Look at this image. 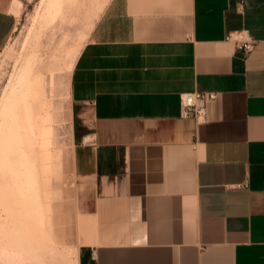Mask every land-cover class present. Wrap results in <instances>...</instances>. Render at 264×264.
I'll use <instances>...</instances> for the list:
<instances>
[{
  "label": "crops",
  "instance_id": "crops-1",
  "mask_svg": "<svg viewBox=\"0 0 264 264\" xmlns=\"http://www.w3.org/2000/svg\"><path fill=\"white\" fill-rule=\"evenodd\" d=\"M196 91L215 95L203 122L182 114ZM70 98L77 264H264V0H105Z\"/></svg>",
  "mask_w": 264,
  "mask_h": 264
},
{
  "label": "rangeland",
  "instance_id": "rangeland-1",
  "mask_svg": "<svg viewBox=\"0 0 264 264\" xmlns=\"http://www.w3.org/2000/svg\"><path fill=\"white\" fill-rule=\"evenodd\" d=\"M104 2H13L16 29L0 49V264H77L70 75Z\"/></svg>",
  "mask_w": 264,
  "mask_h": 264
},
{
  "label": "built area",
  "instance_id": "built-area-1",
  "mask_svg": "<svg viewBox=\"0 0 264 264\" xmlns=\"http://www.w3.org/2000/svg\"><path fill=\"white\" fill-rule=\"evenodd\" d=\"M226 40L232 41L236 49L245 54L253 51L256 45V39L251 33L246 30L229 33ZM215 98L213 93H203L196 91L193 93H186L182 95V114L184 117H194L198 121L203 122L207 120V106L206 103Z\"/></svg>",
  "mask_w": 264,
  "mask_h": 264
},
{
  "label": "bare ground",
  "instance_id": "bare-ground-1",
  "mask_svg": "<svg viewBox=\"0 0 264 264\" xmlns=\"http://www.w3.org/2000/svg\"><path fill=\"white\" fill-rule=\"evenodd\" d=\"M17 78V77H16ZM15 86V85H14ZM14 98H11V102H13ZM11 105V104H10ZM41 133V132H40ZM41 143V141H39Z\"/></svg>",
  "mask_w": 264,
  "mask_h": 264
}]
</instances>
